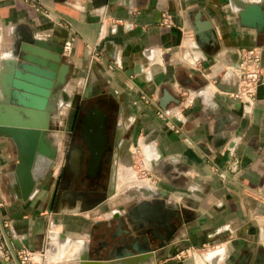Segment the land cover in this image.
I'll list each match as a JSON object with an SVG mask.
<instances>
[{"label": "crops", "instance_id": "1", "mask_svg": "<svg viewBox=\"0 0 264 264\" xmlns=\"http://www.w3.org/2000/svg\"><path fill=\"white\" fill-rule=\"evenodd\" d=\"M40 2L37 10L23 0H0V62L25 37L59 44L69 65L65 88L72 91L89 82L91 90L110 92L124 131H131L124 138L127 148L133 139L149 142H142L147 159L162 162L150 173V185L183 219L171 243L157 248L143 264H226V257L233 258L253 235L264 245V26L243 24L232 0H117L110 7H95L89 0ZM163 13L169 14L170 27L161 25ZM197 14L208 21L213 46L197 47ZM91 46L102 56L93 59ZM251 47L261 48L262 82L254 103L247 105L232 93L237 89L239 52ZM181 89L195 92L192 103L183 108ZM166 91L169 98L162 110L182 134L156 115ZM16 155L14 143L0 136L4 247L9 250L3 226L10 242L41 253L40 264H79L70 258L82 249L81 242L86 239L88 249L91 235L104 230L113 210L126 208L128 199L91 209L59 204L49 210L50 182H38L25 200L19 196ZM123 160L130 162L126 155ZM125 166L132 175L131 166ZM126 186L119 182L115 193L126 191ZM217 232L227 239L210 243L219 249L198 258L196 253L204 251L201 242ZM61 239L72 248L56 257ZM181 248L185 251L175 255ZM4 259L15 264L11 255Z\"/></svg>", "mask_w": 264, "mask_h": 264}, {"label": "water", "instance_id": "2", "mask_svg": "<svg viewBox=\"0 0 264 264\" xmlns=\"http://www.w3.org/2000/svg\"><path fill=\"white\" fill-rule=\"evenodd\" d=\"M89 1L95 7H110L117 0ZM232 2L241 10L243 24L251 26L252 21H255L258 29L264 26L263 0L250 3L244 0H232ZM251 18L254 20H250ZM195 19L193 33L197 47L203 49L208 44L213 46L214 37L208 21L200 20L199 14ZM62 50V46L57 43L34 36L25 37L20 42H16L10 54L0 62V136L9 138L15 145L17 161L14 175L19 196L24 200L32 195L37 183L46 176L55 159L56 127L51 124L53 111L50 109V104L53 107H57V104L62 106L61 98L63 103L67 102L62 90L67 84L69 75V65L63 62ZM83 89L85 92L91 90L88 83H85ZM167 93V91L164 93L159 103L161 109L166 108L169 98ZM175 100L177 103L178 100ZM103 119V116L100 117L99 123L86 121L84 125L86 134L98 136L101 133V127L98 125ZM155 165L158 166V162L152 160L150 162L152 170L156 168ZM155 189V193L139 189L141 200L126 213V220L142 235V241L130 242L129 248L124 250H121L120 245L113 255L110 251L107 258L90 255L85 243V248L76 251L71 259L79 264H143L154 254V250L147 246V233L155 234L159 231L158 227L162 228L165 234L159 235L162 241L156 248H163L171 243L175 237L176 225L172 220L178 214L177 207L167 205L162 193L156 187ZM129 190L131 191L132 188L126 186V191ZM51 196L52 192L49 198V210H51ZM148 197L151 200L146 202ZM132 211H136V217L132 216ZM1 230L13 261L15 264H21L15 250L21 246L14 240L10 242L4 226ZM251 230L254 231L255 227ZM0 264H6L1 253Z\"/></svg>", "mask_w": 264, "mask_h": 264}, {"label": "flooded vegetation", "instance_id": "3", "mask_svg": "<svg viewBox=\"0 0 264 264\" xmlns=\"http://www.w3.org/2000/svg\"><path fill=\"white\" fill-rule=\"evenodd\" d=\"M62 105L60 109L63 112H59L58 118L60 129L57 130L61 136L58 140L55 138V164L51 165L45 178L40 181L50 182L51 208L63 204L91 209L118 202L120 196L115 197L117 174L127 146L123 124L119 121V106L114 97L108 91L92 89L85 92L82 88L72 92L70 102ZM102 116L104 119L98 125L101 133L98 136L87 135L84 127L86 121L99 123ZM138 201L139 198L133 196L128 198L126 208L113 210L114 215L106 228L97 235H91L88 247L90 255L107 258L109 252L113 255L120 245L121 250H124L129 248L130 242L142 241V235L126 220L127 211ZM177 212L176 218L172 220L176 225L175 234L183 219L178 208ZM158 230L159 233H147V246L154 251L162 241L159 235L165 234L162 228L158 227ZM221 235V232L213 234L206 242H201L200 247L209 250L210 243L225 241L226 236ZM257 239L253 235L252 239L245 240L233 258L229 255L226 257V264H264V245Z\"/></svg>", "mask_w": 264, "mask_h": 264}, {"label": "built area", "instance_id": "4", "mask_svg": "<svg viewBox=\"0 0 264 264\" xmlns=\"http://www.w3.org/2000/svg\"><path fill=\"white\" fill-rule=\"evenodd\" d=\"M29 2L34 8L37 10L41 7L40 0H23ZM170 16L168 13H163L161 16V25L170 27L172 22L170 20ZM91 57L93 59H97L102 56L101 52L96 48V46H91ZM235 75L237 77V89L232 95L237 98L240 102H243L247 105H252L255 101L257 87L262 82V66H261V48L260 47H251L242 49L239 52V63L235 69ZM181 105L182 108L189 106L193 97L195 96V92H190L189 90L181 89ZM143 100H148L147 97H143ZM181 108V109H182ZM156 115L171 128L176 133L182 134V130L180 127L176 126L173 122L172 118L169 115V112L166 110H162L157 107ZM4 225L8 224V221H3ZM4 244L0 240V252L2 256L5 258L10 257V251L4 249ZM189 249V248H187ZM186 249V250H187ZM185 248L179 249L175 255H180V253L184 252ZM193 252V250H192ZM17 257L21 264H36L39 263L40 252L38 250H30L28 248H19L16 250ZM37 256H36V255Z\"/></svg>", "mask_w": 264, "mask_h": 264}, {"label": "rangeland", "instance_id": "5", "mask_svg": "<svg viewBox=\"0 0 264 264\" xmlns=\"http://www.w3.org/2000/svg\"><path fill=\"white\" fill-rule=\"evenodd\" d=\"M67 82H68V79H67ZM81 89L82 88H80V86H78L77 88L73 89L72 91L73 92H77V91H79ZM56 117H57V115H55L54 119ZM126 132H125V135L127 137L128 135H130L131 131L129 130V132H127V133ZM140 140H141V142H138V144H137L135 142V140L133 139L132 142L130 143L131 146H129V148H126V150H124V152H123L124 153V156L125 155L128 156V160L130 162H124V160L122 161L124 166H122L121 168L119 167L120 171H119L118 179H119V182L123 184L124 183V179L123 178H126V177L127 178H130L131 179L130 182H125L124 183L127 186L130 183H131L130 185L137 184L138 186H141V187H142V185H149V186H151L150 183H152L148 179L150 173H152V168L150 166L151 160L147 159V155L148 154H147V151H146V146H143L142 145V142L145 143V144L146 143H149V142L146 141L144 139V137H141ZM157 162L160 163V165H162L161 160H157ZM125 164H129L131 166V168L133 170V174L132 175H131L132 172L130 173L129 168H125L126 167ZM121 176H122V178H121ZM119 182H118V187H119ZM122 186L123 185H120V188ZM124 192H128V193L127 194H123ZM124 192H121V193L115 195V197H118L120 195L121 203L122 202H126V201H124V199H122L123 197L126 198V199H128V198H132L133 196H136V195L138 196V198L140 196V194L136 190H131V191L129 190V191H124ZM61 248H62V246L60 244V249ZM70 248H72V246H70V245H69V247L67 246L65 248V250H62L61 251L62 254H60V251H59L58 254H56V257H58L59 254H60V257L62 255L64 256V254L68 251V249L70 250ZM209 248H211V247L209 246ZM218 249H219L218 247L217 248H214V249L211 248L209 250H204L205 252L202 250V253H196V256H200L201 257V255L202 254H205V253L208 255V253H210L212 251H215V250H218ZM198 252H201V250H199ZM36 264H40V263H36Z\"/></svg>", "mask_w": 264, "mask_h": 264}, {"label": "bare ground", "instance_id": "6", "mask_svg": "<svg viewBox=\"0 0 264 264\" xmlns=\"http://www.w3.org/2000/svg\"><path fill=\"white\" fill-rule=\"evenodd\" d=\"M32 37V36H31ZM10 53H8V55H9ZM0 81H1V79H0ZM89 83V82H88ZM62 93L64 94V96H66V100H67V102H70V96H71V94H72V91L70 90H68V89H66V88H64L63 90H62ZM90 94V93H89ZM61 102H62V104H64L63 103V101H62V98L60 99V104H61ZM73 103V102H72ZM58 106L57 107H53L51 104H50V109L53 111V116H52V118H51V124L52 125H54L55 127H56V130H55V133H54V135H55V138L58 140V138L61 136V133H59L57 130L58 129H60V126H59V123H60V121H59V112L61 111V112H63V110L62 109H60L61 108V106H59V104H57ZM63 106V105H62ZM55 115H57V117L54 119V117H55ZM56 120V121H55ZM64 123V122H63ZM58 126H57V125ZM60 142V141H59ZM152 159H150L151 161L152 160H155L156 159V161L157 160H160L159 158L157 159L156 157H151ZM161 158V157H160ZM52 164H55V162L53 161V163ZM118 171H120V169L118 170ZM117 175H119V172H118V174ZM127 175V174H126ZM129 175V174H128ZM45 178V177H44ZM43 178V179H44ZM121 178H122V176H121ZM42 179V180H43ZM124 179V183L125 182H130L131 181V179L130 178H123ZM126 180V181H125ZM118 182H119V179H117V184H118ZM131 188H132V190H136V191H138L140 194H141V192L139 191V189H144V190H148V192L149 191H151V193H155V191H156V189L154 188V187H152V186H149V187H144L143 185H142V187L141 186H138L137 184H133V185H131L130 186ZM147 195H149V194H147ZM149 198V197H148ZM148 198H146V202H148L147 200H151V199H148ZM139 200H141V198L139 199ZM139 202V201H138ZM151 203V202H150ZM136 211H132V216H134V217H136ZM69 243V242H68ZM82 243V248H85V243H87L86 242V239H85V241H82L81 242ZM61 246H62V248L60 249L59 248V251H60V254H62L61 253V251H62V249L63 250H65V248L67 247V242L65 243V239H61ZM56 250H57V248H56ZM56 252V251H55ZM60 254H59V256H60ZM215 254V253H214ZM36 255V254H35ZM212 257V256H211ZM198 258H199V256H198ZM71 259V258H70ZM204 262V261H203ZM90 264V263H89Z\"/></svg>", "mask_w": 264, "mask_h": 264}]
</instances>
